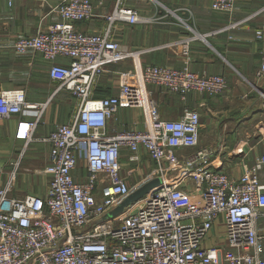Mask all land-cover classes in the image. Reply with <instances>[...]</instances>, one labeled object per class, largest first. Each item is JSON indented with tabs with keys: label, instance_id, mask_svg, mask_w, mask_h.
I'll list each match as a JSON object with an SVG mask.
<instances>
[{
	"label": "built area",
	"instance_id": "built-area-1",
	"mask_svg": "<svg viewBox=\"0 0 264 264\" xmlns=\"http://www.w3.org/2000/svg\"><path fill=\"white\" fill-rule=\"evenodd\" d=\"M236 1L211 0V8L232 13ZM94 8L92 0H62L56 7L62 21L14 43L19 53L40 52L56 82L40 102L29 100L24 88L0 92V115H20L15 139L24 141L21 157L58 92L76 97L78 106L69 121L39 138L50 145L49 162L38 170L49 176L44 197L11 195L18 160L0 183V264H264V150L236 177L217 166L214 149L200 147V112L187 107L180 117L166 118L154 95L153 87L182 99L193 91L218 94L227 89V78L187 65L144 64L140 54L147 49L124 47L113 30L119 21L149 17L117 0L103 31L80 30L77 23L92 19ZM194 38L168 45L188 55ZM129 58L132 67L117 71L119 94L94 97L108 66ZM257 75L264 76V56ZM122 105L142 109L144 128L108 132V121ZM31 110L34 119L22 117ZM124 148L131 162L141 161L144 148L160 171V183L133 200L123 172ZM82 157L86 174L76 177Z\"/></svg>",
	"mask_w": 264,
	"mask_h": 264
},
{
	"label": "crops",
	"instance_id": "crops-1",
	"mask_svg": "<svg viewBox=\"0 0 264 264\" xmlns=\"http://www.w3.org/2000/svg\"><path fill=\"white\" fill-rule=\"evenodd\" d=\"M61 1L0 0V92L24 88L28 99L34 102L45 101L52 93L56 82L49 76L50 62L38 51L17 52L14 43L20 37L35 34L40 27L48 29L53 23L62 21L56 9ZM92 1L96 15L79 21L77 27L83 31H103L108 24L105 15L112 11L117 0ZM160 1L161 5L157 6L149 1L124 0L126 5L138 8L149 20L137 23L119 21L114 27L113 37L128 49L146 48L140 54L144 64L187 65L198 73L223 74L227 78L228 86L222 93L193 91L185 99L162 87L153 89L161 113L166 118L180 117L187 107L200 112V147L214 149L217 166L238 177L243 173L245 164L254 161H246L253 148L258 146L254 142V136H257L254 133L264 134V76L257 75L264 56V0H237L232 13L213 10L211 0ZM256 11L260 12L252 15ZM249 15L252 16L239 25L229 26L233 21ZM258 30L263 31L261 37L257 34ZM188 35L195 37L188 55L182 54L179 45H168ZM58 60L67 62L68 59L59 57ZM130 67V58L109 65L94 86V97L119 94L117 71ZM66 94L71 95L60 91L53 97L36 131V138L29 143L24 158L30 169L41 171L49 162L50 145L39 138L49 135L59 123L69 121L77 109L78 100L73 95L69 98L75 106L71 103L73 107L66 106ZM22 117L34 119L35 111H26ZM19 118L17 114L0 115V183H5L14 168L15 154L24 145V141L15 139ZM132 127L144 128L141 108L122 105L116 116L108 121L109 133ZM262 140L264 142V138ZM192 151L189 148L181 152ZM128 156L129 151L124 148L123 172L129 182L148 178L151 167L142 165L145 157H149L145 149H141L140 162H131ZM131 165L133 169L127 170ZM85 174L86 160L82 157L75 175L85 177ZM138 174L141 177L136 178ZM156 179L159 177H149L145 179V184ZM15 182L11 195L32 193L44 197L49 176L20 172ZM23 186L32 189L24 191Z\"/></svg>",
	"mask_w": 264,
	"mask_h": 264
},
{
	"label": "rangeland",
	"instance_id": "rangeland-1",
	"mask_svg": "<svg viewBox=\"0 0 264 264\" xmlns=\"http://www.w3.org/2000/svg\"><path fill=\"white\" fill-rule=\"evenodd\" d=\"M185 21H187V20H185ZM193 27V26H192ZM69 97H71V95H69V94H66L65 96H64V100L66 101V103H67V105L66 106H71V107H73V106H75L74 105V101L73 100H71V98H69ZM73 105H71V104ZM255 135H257V136H254V137H256V138H254L256 141H254L255 143H256V145H258L257 147H254L253 149H254V151L252 152V153H250L249 154V156L248 157H246L248 160H246L247 162H252L256 157H257V155L258 154H260L261 152H262V149L264 148V142H263V138H264V134L263 133H254ZM262 137V138H261ZM261 142H263V145L261 144ZM260 143V144H259ZM255 145V146H256ZM21 150H22V147H21V149L20 150H18L17 151V154H15V163H16V161L18 160L19 161V164H18V166H19V168H18V170H17V174H19L20 172H23V173H27V174H30V175H32L33 173H35V174H40V175H43V174H41L38 170L39 169H30L29 167H27L28 165H26V159L24 158V155L26 154V152H27V150L24 152V154L22 155V157L20 156V153H21ZM260 152V153H259ZM238 156H240V155H238ZM243 158H245V156L243 157ZM15 163H14V166H15ZM142 165L144 166V165H147V166H150L151 167V169H150V173H149V176H148V178L149 177H154V176H160V171H159V166H158V164H156L154 161H152L151 160V158L150 157H145V159L143 160V162H142ZM17 166V167H18ZM131 168H128L127 170H132L133 169V166L131 165L130 166ZM17 176V175H16ZM139 177H141L139 174L138 175H136V178H139ZM145 177V176H144ZM147 178V176L145 177V178H143V179H141V181L140 182H137V180H135V179H133V181H131V191L134 193V192H137L138 190V188H142L144 185H145V181L148 179ZM146 179V180H145ZM16 183V182H15ZM14 183V184H15ZM23 188V190L24 191H29V190H31L32 188L30 187V186H23L22 187ZM133 193H131V195H133ZM147 193V192H146ZM146 193H143V194H146ZM143 194H141L140 195V197H142L143 196ZM130 195V196H131ZM130 196H129V198L128 199H130ZM140 197H136V199L137 198H140ZM260 223L261 224H264V219H261L260 220Z\"/></svg>",
	"mask_w": 264,
	"mask_h": 264
},
{
	"label": "water",
	"instance_id": "water-1",
	"mask_svg": "<svg viewBox=\"0 0 264 264\" xmlns=\"http://www.w3.org/2000/svg\"><path fill=\"white\" fill-rule=\"evenodd\" d=\"M159 183H160V179H156L148 182L142 188L138 189L137 192H134L133 195L130 196L129 200H133L136 199V197H140L141 194L148 192L152 187L156 186Z\"/></svg>",
	"mask_w": 264,
	"mask_h": 264
}]
</instances>
